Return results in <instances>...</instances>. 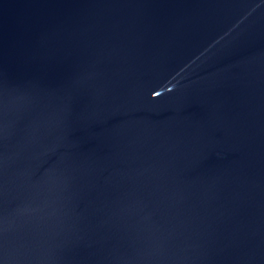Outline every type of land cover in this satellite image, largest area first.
Wrapping results in <instances>:
<instances>
[{
    "label": "water",
    "instance_id": "water-1",
    "mask_svg": "<svg viewBox=\"0 0 264 264\" xmlns=\"http://www.w3.org/2000/svg\"><path fill=\"white\" fill-rule=\"evenodd\" d=\"M0 264H264V0H0Z\"/></svg>",
    "mask_w": 264,
    "mask_h": 264
}]
</instances>
